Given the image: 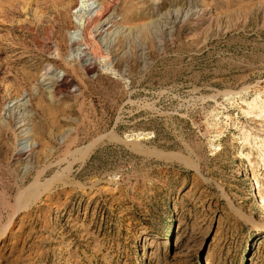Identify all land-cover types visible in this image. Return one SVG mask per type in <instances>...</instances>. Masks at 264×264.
<instances>
[{
  "label": "rangeland",
  "instance_id": "obj_1",
  "mask_svg": "<svg viewBox=\"0 0 264 264\" xmlns=\"http://www.w3.org/2000/svg\"><path fill=\"white\" fill-rule=\"evenodd\" d=\"M83 1L0 0V264H264V0Z\"/></svg>",
  "mask_w": 264,
  "mask_h": 264
},
{
  "label": "bare ground",
  "instance_id": "obj_2",
  "mask_svg": "<svg viewBox=\"0 0 264 264\" xmlns=\"http://www.w3.org/2000/svg\"><path fill=\"white\" fill-rule=\"evenodd\" d=\"M92 0H84L83 3L81 4V7H75L74 9H78V10H81V8L86 5V7H90V11L88 14H90L87 18L88 21H86L85 25L83 26V28H79L81 31V35H82V40H74L72 42L73 45L77 46L78 49L81 51V55H82V58L84 59L85 61V64H86V69L88 71H93V68L95 66V64L97 63V59H96V55L91 51V48H89L88 44H87V35L89 37V32L91 30V27L95 24H97L95 27H101V29H104L107 24H110L111 23H114L115 24V21H112L110 19V16L108 17L109 13H110V6L108 4H99V5H96V1L95 3L93 2V4H89L92 3L91 2ZM203 13V11H200ZM196 16V15H195ZM196 18V17H194ZM109 22V23H108ZM100 30V29H99ZM97 32V31H96ZM99 33V31H98ZM102 34V33H101ZM90 38V37H89ZM86 42V44L84 43ZM89 42H92L91 40H89ZM48 73V72H47ZM61 80V79H60ZM58 80L59 82H56L57 83V87L58 88H62L64 86V84L66 83L64 80ZM66 87V86H65Z\"/></svg>",
  "mask_w": 264,
  "mask_h": 264
}]
</instances>
